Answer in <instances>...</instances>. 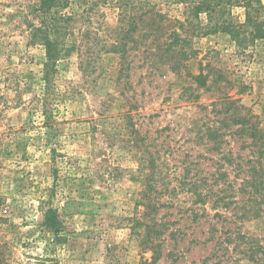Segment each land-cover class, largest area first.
Masks as SVG:
<instances>
[{"label": "rangeland", "instance_id": "rangeland-1", "mask_svg": "<svg viewBox=\"0 0 264 264\" xmlns=\"http://www.w3.org/2000/svg\"><path fill=\"white\" fill-rule=\"evenodd\" d=\"M38 1L0 0V264H264V39L205 34L244 8L131 0L187 40L176 72L151 39L104 51L120 0H70L69 54L46 84Z\"/></svg>", "mask_w": 264, "mask_h": 264}, {"label": "trees", "instance_id": "trees-1", "mask_svg": "<svg viewBox=\"0 0 264 264\" xmlns=\"http://www.w3.org/2000/svg\"><path fill=\"white\" fill-rule=\"evenodd\" d=\"M185 3L186 0H177ZM70 0H39L37 4L30 7V12L39 16L38 26H29V43L39 44L44 49V62L41 70V80L49 84L57 71V64L69 54L66 41L72 29V24L76 19V14L70 8ZM128 4H132L129 8ZM211 2L192 1L189 2L191 15L197 17L199 13L212 14ZM226 5L230 7L242 6L244 8V22L242 24L234 23L232 20H222L210 24L205 29V34H215L223 32L231 38L238 49H246L256 40L264 39V6L262 0H228ZM131 0H120L118 3L119 19L118 26L114 29L115 36L110 43L103 45L107 53L118 54L121 59H126L129 51L136 49L143 39H151L149 47L157 51V55L163 62L172 63L169 67L173 71H180L185 66L182 64V58L185 56V44L187 40L181 38L176 30L167 33V20L156 9L155 6L139 3V7L134 8ZM141 35V39L135 40V35ZM84 36H81V40ZM201 76L197 78L200 81ZM203 84V83H202ZM199 84V85H202ZM244 119L237 120V123L244 124ZM250 137L253 140L257 138V125L250 128ZM251 172H256L252 169ZM255 191L256 186L252 184ZM44 226L46 229L58 232V221L55 213L48 210L45 217ZM156 231V230H155ZM152 231L155 235H161V232ZM152 245V244H151ZM158 247V245L154 246ZM159 257L152 258V264L157 262ZM148 264V263H145Z\"/></svg>", "mask_w": 264, "mask_h": 264}]
</instances>
